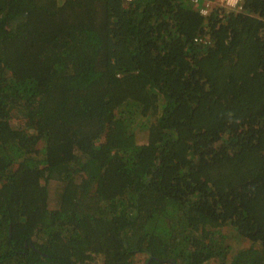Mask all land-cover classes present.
I'll use <instances>...</instances> for the list:
<instances>
[{
    "label": "trees",
    "instance_id": "trees-1",
    "mask_svg": "<svg viewBox=\"0 0 264 264\" xmlns=\"http://www.w3.org/2000/svg\"><path fill=\"white\" fill-rule=\"evenodd\" d=\"M198 1L0 0V264H264V0Z\"/></svg>",
    "mask_w": 264,
    "mask_h": 264
},
{
    "label": "rangeland",
    "instance_id": "rangeland-1",
    "mask_svg": "<svg viewBox=\"0 0 264 264\" xmlns=\"http://www.w3.org/2000/svg\"><path fill=\"white\" fill-rule=\"evenodd\" d=\"M194 1L196 2V5L200 6V1H198V0H194ZM206 4H209L208 5L209 8H211L212 6L214 7V5H216V4L223 5L219 0H215V1H212V2L211 1H204V3L201 5V13L204 14V15L207 14V13H203L202 8L204 6H206ZM18 120L19 121H23L22 118L21 119H18ZM18 120H16V121H18ZM14 121H15V119H14ZM145 135H146V133L145 132H142V131L138 133V139H139L140 142H142V141L145 140V138H146ZM137 259H138V261L140 263H143L144 264V262L146 260V256L141 255ZM103 260H104V258H103L102 255H97L95 257V259L90 260V264H103V262H104Z\"/></svg>",
    "mask_w": 264,
    "mask_h": 264
},
{
    "label": "built area",
    "instance_id": "built-area-1",
    "mask_svg": "<svg viewBox=\"0 0 264 264\" xmlns=\"http://www.w3.org/2000/svg\"><path fill=\"white\" fill-rule=\"evenodd\" d=\"M224 6H229L230 8H240V1L241 0H219ZM212 2V1H211ZM209 4H206V6H204L202 8L203 13H208L209 11Z\"/></svg>",
    "mask_w": 264,
    "mask_h": 264
},
{
    "label": "water",
    "instance_id": "water-1",
    "mask_svg": "<svg viewBox=\"0 0 264 264\" xmlns=\"http://www.w3.org/2000/svg\"><path fill=\"white\" fill-rule=\"evenodd\" d=\"M170 260V259H169ZM150 262V260L148 261V263Z\"/></svg>",
    "mask_w": 264,
    "mask_h": 264
}]
</instances>
